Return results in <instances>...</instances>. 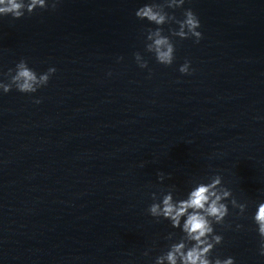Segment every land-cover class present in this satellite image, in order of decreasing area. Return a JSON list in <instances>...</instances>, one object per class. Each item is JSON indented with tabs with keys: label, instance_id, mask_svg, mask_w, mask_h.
I'll return each instance as SVG.
<instances>
[{
	"label": "water",
	"instance_id": "obj_1",
	"mask_svg": "<svg viewBox=\"0 0 264 264\" xmlns=\"http://www.w3.org/2000/svg\"><path fill=\"white\" fill-rule=\"evenodd\" d=\"M149 2L60 0L0 16V79L21 58L38 74L56 68L36 93L0 90V264H154L182 232L147 212L151 194L186 198L216 174L248 207L225 201L212 257L264 264L252 219L264 201V0L168 9L182 19L191 8L202 33L173 38L171 66L145 50L157 26L135 12ZM185 60L191 74L178 70Z\"/></svg>",
	"mask_w": 264,
	"mask_h": 264
},
{
	"label": "clouds",
	"instance_id": "obj_2",
	"mask_svg": "<svg viewBox=\"0 0 264 264\" xmlns=\"http://www.w3.org/2000/svg\"><path fill=\"white\" fill-rule=\"evenodd\" d=\"M59 3L60 0H0V16L11 15L14 19H20L25 13L30 15L38 8L55 11ZM184 4L185 0H151L135 12L138 19L157 26L147 29L145 50L152 53L157 63L164 66H171L175 60L176 45L173 38H193L195 43L202 39V33L198 31L201 27L200 20L191 8L183 10L182 19L168 11L183 8ZM166 24H175L177 27H169L168 34H165L163 26ZM134 58L140 68L148 67L147 60L140 52L134 53ZM118 59L122 60L123 57ZM190 64L189 60H185L179 67V72L191 74L194 70ZM55 72V67H49L38 74L29 67L25 58H21L14 68H9L2 74L5 79H0V90L5 94L13 89L24 94L36 93L48 85ZM34 102L39 104L41 100L36 99ZM157 176L161 182L166 178L163 172L157 173ZM168 178H171L170 175ZM151 195L154 202L149 205L147 212L154 218L170 221L173 228H179L182 232L178 240L175 239V232L168 234L166 239L173 242L155 258L154 264H235V258L231 256L223 259L219 256L212 257L215 247L223 242V236L216 234L214 225H223L229 215V207L225 201H229L232 208L239 209L238 215H244L248 204L237 201L232 191L223 185L220 175H212L207 183L194 182L186 198L174 199L172 191L161 197L155 192ZM252 219L260 238L259 254L264 256V201L257 205ZM242 227L243 225H236L237 229ZM144 255H148V252Z\"/></svg>",
	"mask_w": 264,
	"mask_h": 264
}]
</instances>
